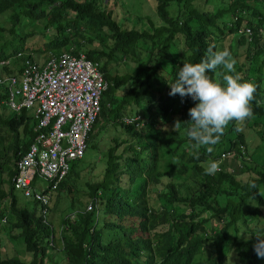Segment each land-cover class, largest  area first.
<instances>
[{"label": "trees", "instance_id": "16d2710c", "mask_svg": "<svg viewBox=\"0 0 264 264\" xmlns=\"http://www.w3.org/2000/svg\"><path fill=\"white\" fill-rule=\"evenodd\" d=\"M206 1L155 0L153 8L141 0L117 20L104 0H0V16L11 23L0 25V57L20 60L22 53L44 61L82 52L106 82L86 147L103 161L101 177L74 188L83 156L72 162L46 189V217L37 201L19 206L13 194L24 196L12 178L36 121L31 110L5 109L0 85V233L13 244L11 251L0 248V264H264L253 251L257 236L264 238V0ZM37 19L48 32L38 48L42 57L35 36L20 26ZM209 49H227L240 82L256 91L253 115L230 122L213 152L202 147L197 159L184 132L188 124L174 129L175 121L190 120L196 102L169 96V84L183 63H199ZM12 68L0 66V73ZM248 137L259 143L249 147ZM210 160L220 162L215 175L205 174ZM54 193L68 197L69 210L56 235L48 216Z\"/></svg>", "mask_w": 264, "mask_h": 264}, {"label": "built area", "instance_id": "2783aa9c", "mask_svg": "<svg viewBox=\"0 0 264 264\" xmlns=\"http://www.w3.org/2000/svg\"><path fill=\"white\" fill-rule=\"evenodd\" d=\"M16 57L20 60H15L18 65L14 72L0 74L4 90L1 103L13 113L31 110L36 122L35 135L16 162L12 187L37 201L41 217H46L49 207L46 189H54L70 164L83 156L99 115L106 82L98 63L87 59L82 52L64 51L44 61L23 58L20 54ZM7 62L8 58H1L0 66ZM32 182L36 185L42 182L45 186L36 190Z\"/></svg>", "mask_w": 264, "mask_h": 264}, {"label": "clouds", "instance_id": "9594fccd", "mask_svg": "<svg viewBox=\"0 0 264 264\" xmlns=\"http://www.w3.org/2000/svg\"><path fill=\"white\" fill-rule=\"evenodd\" d=\"M12 55L1 56L0 59L8 58L7 64L2 66L11 64L14 71L18 63L9 60L13 58ZM235 65L236 61L227 49H209L208 56L199 63H183L175 82L169 84V96L178 95L182 102L183 98L190 97L196 102L195 106L188 110L190 120L175 121L174 129L188 124L184 132L197 159L202 147H205L209 154L213 152L212 146L220 142L230 122L241 124L253 115L251 101L254 99L255 85L251 82H240L241 78L236 74ZM208 72H214L216 80L210 79ZM204 171L207 175H215L220 171V162L208 161ZM253 251L258 258H264V238L257 236Z\"/></svg>", "mask_w": 264, "mask_h": 264}, {"label": "rangeland", "instance_id": "374dc122", "mask_svg": "<svg viewBox=\"0 0 264 264\" xmlns=\"http://www.w3.org/2000/svg\"><path fill=\"white\" fill-rule=\"evenodd\" d=\"M124 2H122V0H104V3L107 5L106 7L108 9H112L113 13L115 14L116 19H120L123 16H125L127 13L126 11H133V8H137V6H141V0H123ZM147 1V0H145ZM218 0H207L206 1V5L210 6L209 4L211 3H217ZM141 3V4H140ZM154 3L155 0H151V4L154 8ZM209 3V4H208ZM213 5V4H212ZM135 12H137L135 10ZM144 12V11H143ZM131 15H133V13H130ZM144 14L146 16H150L149 12H144ZM140 15V13H139ZM30 20H21L20 21V26L21 28H23V32L25 33H32L30 36H35L36 38V44L35 46L38 44L37 49L35 50L37 53H40L41 51H38V48L41 46V43H44L46 41V39L48 38V32L43 28V23L44 20L43 19H37V20H33L32 22H29ZM127 22H123V25L126 24ZM0 25L3 26L5 29H7L11 23L4 19V16H0ZM6 33V31H5ZM6 35H8V33H6ZM220 47L223 48L226 45V41L222 40L220 43ZM38 57H42L43 54L40 53L39 55H36ZM118 68V67H117ZM111 72L113 73V70H111ZM98 121L101 124H106L108 123V120L105 118L100 117L98 119ZM243 131L248 135L249 133L247 132L246 128H243ZM248 144H250L249 147H253L256 145V143H259V140L254 139L252 137H248L247 140ZM248 150V148H247ZM100 156L97 154L96 150H94V148H86L84 154H83V158L81 160H79L75 166V170L76 172H78L77 177L73 179L72 185H74L73 187L76 189H83L84 188V183L91 181V180H97L98 178L101 177V173H102V167H103V161L101 159H99ZM5 175H3L4 177ZM183 178L180 177L179 180H182ZM72 180H70L71 182ZM178 181V180H177ZM39 185V186H38ZM38 187L34 186V188L37 190L43 188L45 186V183L39 182L38 183ZM4 188H6V185H4ZM13 194L17 200V203L19 206H25L27 208H31L33 203L32 200H30V198H25L24 196H22V194L19 191H13ZM153 195V194H152ZM57 197V200H55ZM68 197L64 196V195H57V193H54L52 196V199L50 201V213L48 214L49 216V220L52 222V228L54 229V234L56 233V224H59L60 222V218L68 213ZM79 205L82 206V201L78 202ZM77 204L75 203L74 207L77 208L76 206ZM5 203L3 204L2 208H4ZM56 235V234H55ZM5 248L9 251L12 250L13 244L12 242H8L7 240L4 239V237L1 236L0 233V248ZM17 252L20 255H23L20 248H17ZM52 254V258L54 259H58L59 255L58 252L56 250V252H51Z\"/></svg>", "mask_w": 264, "mask_h": 264}]
</instances>
